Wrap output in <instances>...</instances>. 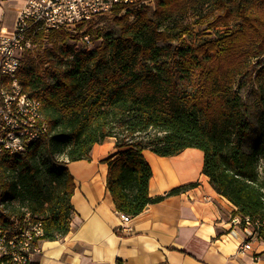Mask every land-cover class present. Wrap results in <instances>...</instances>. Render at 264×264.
<instances>
[{
  "label": "trees",
  "instance_id": "obj_1",
  "mask_svg": "<svg viewBox=\"0 0 264 264\" xmlns=\"http://www.w3.org/2000/svg\"><path fill=\"white\" fill-rule=\"evenodd\" d=\"M154 1L152 12L116 7L119 34L105 35L100 48L78 47L81 34L53 30L36 44L48 39L54 57L26 53L30 62L18 81L41 102L48 131L24 154L0 155V199L8 209L0 226L30 213L42 221V241L65 237L76 187L68 164L90 160L95 144L114 138L117 152L105 162L118 212L134 218L181 191L150 197L152 169L144 150L170 157L197 148L204 152L203 174L236 206L234 214L258 223L257 238L264 241V63L255 72L259 127L235 91L246 63L264 55V0H213L209 16L201 9L205 0ZM194 11L209 30L222 31L217 38L189 44L186 36L194 31L178 21ZM167 42L178 45L160 46ZM187 80L191 90L183 87Z\"/></svg>",
  "mask_w": 264,
  "mask_h": 264
},
{
  "label": "crops",
  "instance_id": "obj_2",
  "mask_svg": "<svg viewBox=\"0 0 264 264\" xmlns=\"http://www.w3.org/2000/svg\"><path fill=\"white\" fill-rule=\"evenodd\" d=\"M25 4L26 0H0V30L14 28ZM116 152V141L109 138L93 146L90 160L68 164L76 185L71 229L61 239L42 241V252L34 256L36 262L264 264L263 240L253 238L251 249L240 248L244 237L234 222L237 208L203 174L202 150L187 148L170 157L144 150L152 169L150 197L181 191L150 204L126 224L107 189L105 160Z\"/></svg>",
  "mask_w": 264,
  "mask_h": 264
},
{
  "label": "built area",
  "instance_id": "obj_3",
  "mask_svg": "<svg viewBox=\"0 0 264 264\" xmlns=\"http://www.w3.org/2000/svg\"><path fill=\"white\" fill-rule=\"evenodd\" d=\"M136 0H26L15 26L0 30V155L26 151V142L37 141L43 133L44 121L38 115L41 102L26 94L19 81L16 64L23 63L25 54L37 45L38 36L53 30L81 34L82 43H89L85 28L99 18L111 15L116 7L128 8ZM79 43V42H78ZM80 47V45H78ZM2 211L0 215H6ZM126 224L130 216L121 213ZM14 225L0 226V264H39L34 256L42 252V221H35L30 213L22 220L13 216ZM244 241L242 250L251 249L250 241L257 238L256 225L249 217L236 215ZM16 244V251H9Z\"/></svg>",
  "mask_w": 264,
  "mask_h": 264
},
{
  "label": "rangeland",
  "instance_id": "obj_4",
  "mask_svg": "<svg viewBox=\"0 0 264 264\" xmlns=\"http://www.w3.org/2000/svg\"><path fill=\"white\" fill-rule=\"evenodd\" d=\"M213 0H205V2L202 5V10L204 15H208L211 11V4ZM135 9L138 7H147L153 11V8H155V1L154 0H136L134 4ZM114 13L111 15L102 17L99 19H96L92 21L88 27L85 28L87 31L89 28L90 33V42L89 43H82V41L79 42L80 47H88L90 49L92 48H100L103 43V37L107 34H112L117 36L120 31V27L118 26L117 22L114 19ZM125 12L122 10L118 15H123ZM201 15L200 12L194 11V14L189 13L186 16L179 19L178 22H180V25L182 26H189L193 29V34L191 36H186L189 44L193 45L194 43H199L203 40H210L217 38L219 34L222 32L221 30H209L208 29V23L202 24V21L199 20L200 17L204 16ZM132 19V18H131ZM219 33H218V32ZM224 31V30H223ZM76 35V34H72ZM68 44H75L76 41L74 39L68 38L67 40ZM178 45V42H167V43H160V46L163 47H172L175 48ZM45 53L47 51L48 54L51 55V57H54L56 48L52 46L48 42V39H45L44 41H41V43L35 46V48L32 50L31 55H36L37 52ZM27 56L25 54V58L23 61V64H28L30 62V59L27 60ZM260 63H264V55L252 59L246 63V74H243L238 77L236 85H235V91L239 94L241 97L242 103L245 106L246 114L252 121V123L255 125L257 123V120L255 118V114L257 111L260 110L259 106H257L256 103V89L257 86L255 84V72L259 69ZM183 87H185L188 90L192 89V85L190 86L189 80L185 81L183 84ZM258 126V123H257ZM259 127V126H258ZM258 127H254L252 129V137L248 141V143L245 145L247 149L250 148V145L257 135ZM256 128V129H255ZM60 158L66 159L65 157L61 156ZM261 169H264V159L260 161Z\"/></svg>",
  "mask_w": 264,
  "mask_h": 264
},
{
  "label": "bare ground",
  "instance_id": "obj_5",
  "mask_svg": "<svg viewBox=\"0 0 264 264\" xmlns=\"http://www.w3.org/2000/svg\"><path fill=\"white\" fill-rule=\"evenodd\" d=\"M22 66H23V63L16 64V71H20ZM38 115L41 117V121H44V117L42 114V104H38ZM47 131H48V128H47V125L45 123V124H43V133H47ZM40 139H42V138H40ZM40 139H37V141ZM32 142H35V141L26 142V149H27L28 145L31 144ZM22 154H23V152H14V154H11V155H22ZM0 208L2 209V211H8V209L6 208V203L3 202L1 199H0ZM7 225H14V218H11V222ZM9 251H16V244H9Z\"/></svg>",
  "mask_w": 264,
  "mask_h": 264
}]
</instances>
